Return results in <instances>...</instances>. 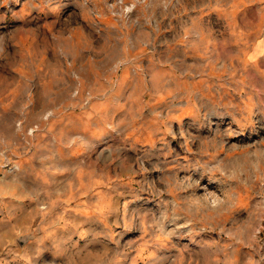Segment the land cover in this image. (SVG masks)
<instances>
[{"label":"rangeland","instance_id":"1","mask_svg":"<svg viewBox=\"0 0 264 264\" xmlns=\"http://www.w3.org/2000/svg\"><path fill=\"white\" fill-rule=\"evenodd\" d=\"M255 1L0 0V264H264Z\"/></svg>","mask_w":264,"mask_h":264},{"label":"bare ground","instance_id":"2","mask_svg":"<svg viewBox=\"0 0 264 264\" xmlns=\"http://www.w3.org/2000/svg\"><path fill=\"white\" fill-rule=\"evenodd\" d=\"M191 111V106L187 105L185 106V109L183 110V112H190Z\"/></svg>","mask_w":264,"mask_h":264},{"label":"crops","instance_id":"3","mask_svg":"<svg viewBox=\"0 0 264 264\" xmlns=\"http://www.w3.org/2000/svg\"><path fill=\"white\" fill-rule=\"evenodd\" d=\"M255 2H257V3H264V0H257V1H255ZM56 6H53V7H49V11L51 10V8H55ZM41 8V7H40ZM46 9V8H45Z\"/></svg>","mask_w":264,"mask_h":264}]
</instances>
